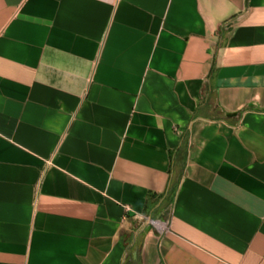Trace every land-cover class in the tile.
Masks as SVG:
<instances>
[{
  "label": "crops",
  "instance_id": "0c3cea01",
  "mask_svg": "<svg viewBox=\"0 0 264 264\" xmlns=\"http://www.w3.org/2000/svg\"><path fill=\"white\" fill-rule=\"evenodd\" d=\"M0 264H264V0H0Z\"/></svg>",
  "mask_w": 264,
  "mask_h": 264
},
{
  "label": "built area",
  "instance_id": "2783aa9c",
  "mask_svg": "<svg viewBox=\"0 0 264 264\" xmlns=\"http://www.w3.org/2000/svg\"><path fill=\"white\" fill-rule=\"evenodd\" d=\"M147 223L160 235L166 233L169 230V224L166 220L147 219Z\"/></svg>",
  "mask_w": 264,
  "mask_h": 264
}]
</instances>
